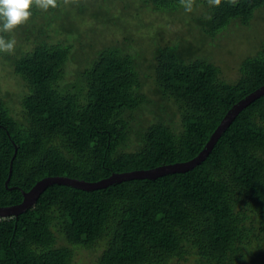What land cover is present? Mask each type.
Wrapping results in <instances>:
<instances>
[{
  "label": "trees",
  "instance_id": "obj_1",
  "mask_svg": "<svg viewBox=\"0 0 264 264\" xmlns=\"http://www.w3.org/2000/svg\"><path fill=\"white\" fill-rule=\"evenodd\" d=\"M112 2L33 6L29 21L5 34L18 42L12 54L0 52V71L22 92L17 112L0 84V207L21 204L47 177L97 182L190 161L228 112L264 86V44L228 81L192 40L148 52L127 27L121 45L86 54L88 64L64 84L75 41L95 35L87 24L121 25ZM133 2L146 14L173 17L185 9L180 0ZM197 7L200 14L183 21L215 39L231 23L250 25L264 0H222L218 7L194 0ZM148 77L154 97L144 92ZM145 110L151 118H141ZM83 250L100 251L96 264H264V94L188 171L92 190L54 183L21 213L0 217V264H75Z\"/></svg>",
  "mask_w": 264,
  "mask_h": 264
},
{
  "label": "rangeland",
  "instance_id": "obj_2",
  "mask_svg": "<svg viewBox=\"0 0 264 264\" xmlns=\"http://www.w3.org/2000/svg\"><path fill=\"white\" fill-rule=\"evenodd\" d=\"M133 1L134 0H113L112 5L114 6V9L112 13L114 16L122 17L120 26L114 25V23L104 25L100 22L96 23L95 21H91L87 24V29L92 27L90 24L94 25L96 29L95 35L90 33L86 35L81 42L78 40L75 41V50L73 51L72 57V60H74L67 68L65 81L63 82L64 84L72 83L75 80L76 73L83 68L84 65L88 64L89 57H87V55L91 53L94 54L97 50L103 48L104 46L112 44L121 45L124 41V37L126 35L129 36V32L126 33L123 27H127L128 31L134 33L135 35L130 33V36L133 39L136 38L138 44L142 43L141 48L144 50L146 47L145 50L148 52L153 51L154 45L157 43L161 45L176 44L178 39L184 37L190 41L192 40L193 45H195V48L199 51L198 56L209 55L213 59L215 58L223 67L222 76L228 81L238 78L241 63L245 59L256 54L260 46L264 44V8L259 9L256 12L250 25L243 26L231 23L215 39H211L198 33L195 28L193 30V26L190 27L186 23L188 21L190 22V18L192 19L195 15L200 14L202 11L201 7L193 8L191 12H186L185 9H182V11L175 12L173 17H171L166 14L160 15L157 12L146 14L144 13L145 9H140L141 2L134 3ZM138 16L143 17L141 22L153 24L154 29L151 30L145 27L143 28L142 25L139 24V21H137ZM183 20H186V22ZM139 26H141L140 29ZM157 32H162V37ZM156 33L159 37L156 36ZM62 38L64 39L65 36L54 35V39L57 41ZM153 38L154 40H152ZM16 42L18 41L16 40ZM80 47L83 48L84 51H78L77 48ZM130 51L134 52V50ZM77 52H79V55L74 57ZM143 69L144 74L146 69ZM6 73L7 70L0 71V84L2 86V92L7 93L6 100H11V108L16 109L18 112L20 110V106L15 102V100L19 98V94L22 92V86L18 83L17 79L12 76L7 80L3 79L2 76L3 74L6 75ZM153 89V80L151 77H148L145 82L144 92L148 93L151 97H154L151 95V91ZM12 102H15V105ZM140 114L143 119H149L152 117V114L147 110L141 112ZM99 254V250H83L82 252H78L75 257V264H96ZM170 264L177 263L176 261H173Z\"/></svg>",
  "mask_w": 264,
  "mask_h": 264
},
{
  "label": "water",
  "instance_id": "obj_3",
  "mask_svg": "<svg viewBox=\"0 0 264 264\" xmlns=\"http://www.w3.org/2000/svg\"><path fill=\"white\" fill-rule=\"evenodd\" d=\"M264 94V86L241 100L237 105H235L223 119L215 133L212 135V138L205 146L204 150L194 159L181 162L174 163L169 165L160 166L153 169L148 170H137L125 173H116L110 176L109 178L97 181V182H88L85 180H80L77 178L59 176V177H47L41 181H39L31 191L25 193L24 201L16 206L11 207H0V217H6L10 215H17L33 205L35 201L38 199L40 194L50 185L54 183L66 184L73 187H78L86 190L99 189L106 186H109L113 183L130 180L134 178H157L169 173L173 172H185L188 171L198 164H200L203 160L207 158L212 149L214 148L216 142L221 137L222 133L228 128L233 119L237 116V114L245 108L248 104H250L253 100L260 97ZM17 151V150H16ZM15 157V156H14ZM9 180L7 181V183Z\"/></svg>",
  "mask_w": 264,
  "mask_h": 264
},
{
  "label": "clouds",
  "instance_id": "obj_4",
  "mask_svg": "<svg viewBox=\"0 0 264 264\" xmlns=\"http://www.w3.org/2000/svg\"><path fill=\"white\" fill-rule=\"evenodd\" d=\"M70 0H64L69 3ZM186 12L193 10L194 0H180ZM222 0H208L209 5L220 6ZM235 6L237 0H227ZM33 6L48 10L58 6V0H0V52L12 54L16 40L7 39V33L15 31L18 27L26 24L31 18Z\"/></svg>",
  "mask_w": 264,
  "mask_h": 264
}]
</instances>
